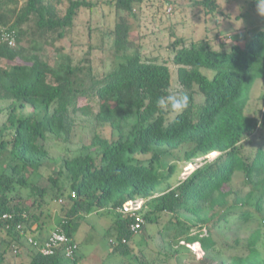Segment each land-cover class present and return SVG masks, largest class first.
Wrapping results in <instances>:
<instances>
[{
	"label": "trees",
	"instance_id": "trees-1",
	"mask_svg": "<svg viewBox=\"0 0 264 264\" xmlns=\"http://www.w3.org/2000/svg\"><path fill=\"white\" fill-rule=\"evenodd\" d=\"M146 1L111 0L117 12L114 28L103 31L100 45H90L87 56L75 60L71 54L62 57L58 43L83 11L98 7L92 1L0 0V102L7 104L0 109L7 112L0 127V215H13L9 228L0 229L5 246L0 264L9 249L15 247L19 256L25 244L33 251L28 264H81L85 257L76 238L78 223L105 211L114 214L104 235L110 249L92 264H154L132 246L137 236L131 231L134 219L117 212L130 200H145L146 225L157 224L161 215H171L176 223L186 218L188 223L168 225L167 230L173 229L174 242L198 243L205 252L216 249L219 241L213 231L229 221L230 213L238 209L246 224L263 211L264 147L258 140L264 116H249L246 107L256 84L264 82V30L227 50L224 42L216 48L208 38L189 44L177 41L181 47L174 46L173 61L190 105L170 120L156 101L170 94L171 68L156 58L143 59L136 35L137 10ZM197 3L208 13L220 11L218 0ZM5 33L16 36L14 47ZM105 38L113 41L114 64L98 73L90 53L95 47L103 49ZM82 127H89L91 136L83 137L79 153L62 158L48 177L51 203H59L61 217L44 234L52 216L44 200L49 190L31 178L49 159L47 142L73 145ZM211 154L218 157L156 197L172 178L176 165H170L171 160L195 162ZM166 155L162 174L159 168ZM236 174L253 187L244 197L233 188ZM21 189L30 190L31 198L21 196ZM60 231L78 245L71 258L66 245L44 256L26 239L43 244ZM162 237L169 239L171 233ZM261 246L264 223L249 235L242 251L218 264H264Z\"/></svg>",
	"mask_w": 264,
	"mask_h": 264
},
{
	"label": "rangeland",
	"instance_id": "rangeland-1",
	"mask_svg": "<svg viewBox=\"0 0 264 264\" xmlns=\"http://www.w3.org/2000/svg\"><path fill=\"white\" fill-rule=\"evenodd\" d=\"M96 7L92 12L83 11L77 19L75 26L70 29L67 36L62 39L58 46L63 48L62 57L71 54L75 60H80L87 56L89 46L100 45L103 31H110L114 28L117 12L110 3L111 0H90ZM200 0H147L137 10L140 26L136 35L142 42L141 56L143 59H158L160 62H167L172 71L173 83L170 93H186L180 86L177 77V67L174 64L173 56L176 51L174 46H179L176 42L184 40L183 44L195 42L201 39H212V43L219 48V44L224 42L227 50L232 45H244L256 34L264 30V17L257 12L256 0H218V12L208 13L205 8L198 4ZM102 28V29H97ZM103 49L94 48L91 51V58L98 73L108 71L113 67V60L110 58L113 41L104 39ZM181 46H179L180 48ZM50 54H53L51 51ZM211 76L212 71H208ZM197 104H201V99L197 98ZM5 102H0V109L5 107ZM246 113L261 119L264 116V82L256 84L248 99ZM171 120L176 113H167ZM7 118V112L0 113V127ZM81 134L74 138L73 145L64 144L56 140L47 142L46 147L50 153L49 159L45 160L38 174L32 176L31 181L41 188H47L49 194L44 196L46 207L52 209V216L44 227L45 232H51V226L55 227L60 216L59 203H51V189L48 177L61 164L64 157H73L79 153L80 142L83 137L91 136L89 127H82ZM104 135L109 136V131L105 130ZM258 144L264 147V128L260 131ZM167 153V149L161 150ZM163 159V166L159 168L163 174L166 172V159ZM218 154H211L204 159L195 162H184L169 160L170 165L175 164L172 178L165 181L156 197L170 188L176 187L179 181L184 180L198 166L204 164L206 160H214ZM149 157H145L147 159ZM168 163V164H169ZM233 188L241 196H246L253 187L245 181L242 174H236ZM20 195L31 198V192L21 189ZM15 195V194H13ZM253 208V206H251ZM239 210L236 209L228 218V222L213 231V235L218 239L216 249L205 252L195 243L186 241L174 242V231L167 230L168 225L186 224L187 219L181 218V222L176 223L171 215H161L157 224H147L142 235H137L132 240V246L136 253L144 254L146 258L154 264H218L222 259H227L230 255L242 251L247 244L249 235L261 224L264 223V209L260 213H255L252 220L246 224L239 219ZM112 212L94 213L83 217L78 223L76 238L80 242V253L85 257L81 264H92L93 259L104 256L110 247L108 240L104 237L107 228L113 221ZM36 228V227H34ZM207 237L208 231H198L196 227L192 229ZM171 233L168 239L162 237L163 234ZM0 254L4 253L5 246L1 244ZM234 248V249H232ZM236 248V249H235ZM264 247L261 246V249ZM33 251L26 244L20 250V255L16 256L15 247L9 249L4 257L3 264H28Z\"/></svg>",
	"mask_w": 264,
	"mask_h": 264
},
{
	"label": "built area",
	"instance_id": "built-area-1",
	"mask_svg": "<svg viewBox=\"0 0 264 264\" xmlns=\"http://www.w3.org/2000/svg\"><path fill=\"white\" fill-rule=\"evenodd\" d=\"M4 38L6 41L9 42L10 46L16 45V36L10 35L8 33L4 34ZM73 196L75 194L73 193ZM145 206V200L144 199H136V200H130L125 202L121 207L117 209V212L124 215L131 216L134 221L131 224V231L138 235L141 230L146 225V220L143 215V208ZM13 219V215L9 213H4L0 215V229L5 226L6 229L9 228V223ZM18 230L23 232L22 226H17ZM28 244L35 248L37 251H39L44 256H51L54 255L58 248H60L63 245H66V256L71 258L73 257L75 251L78 248V245L75 243H70L67 235L60 231V232H54L43 244H40L37 240H35L33 237L26 236ZM126 241L124 240V243ZM15 253H17V250L15 249Z\"/></svg>",
	"mask_w": 264,
	"mask_h": 264
},
{
	"label": "clouds",
	"instance_id": "clouds-1",
	"mask_svg": "<svg viewBox=\"0 0 264 264\" xmlns=\"http://www.w3.org/2000/svg\"><path fill=\"white\" fill-rule=\"evenodd\" d=\"M256 4L258 14L264 17V0H256ZM156 104L164 113L181 114L189 107L190 98L186 93H170L166 96L159 97Z\"/></svg>",
	"mask_w": 264,
	"mask_h": 264
},
{
	"label": "crops",
	"instance_id": "crops-1",
	"mask_svg": "<svg viewBox=\"0 0 264 264\" xmlns=\"http://www.w3.org/2000/svg\"><path fill=\"white\" fill-rule=\"evenodd\" d=\"M78 240V239H77Z\"/></svg>",
	"mask_w": 264,
	"mask_h": 264
}]
</instances>
